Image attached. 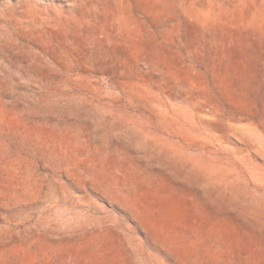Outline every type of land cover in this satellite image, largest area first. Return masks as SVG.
Wrapping results in <instances>:
<instances>
[{
    "label": "rangeland",
    "instance_id": "1",
    "mask_svg": "<svg viewBox=\"0 0 264 264\" xmlns=\"http://www.w3.org/2000/svg\"><path fill=\"white\" fill-rule=\"evenodd\" d=\"M263 143L264 0H0V264H264Z\"/></svg>",
    "mask_w": 264,
    "mask_h": 264
},
{
    "label": "bare ground",
    "instance_id": "2",
    "mask_svg": "<svg viewBox=\"0 0 264 264\" xmlns=\"http://www.w3.org/2000/svg\"><path fill=\"white\" fill-rule=\"evenodd\" d=\"M201 5H202V4H201ZM201 5H200V7H201ZM255 141H256V140H255ZM261 141H262V140H261ZM261 141H260V142H261ZM260 142H259V143L257 142V143L260 145ZM262 142H263V141H262ZM263 146H264V143H263ZM263 163H264V162H263ZM254 164H257V163H254ZM256 166H257V165H256ZM261 170H262V168H261Z\"/></svg>",
    "mask_w": 264,
    "mask_h": 264
}]
</instances>
